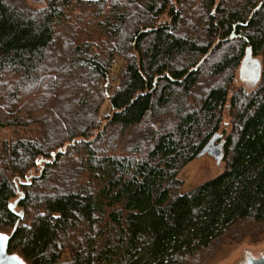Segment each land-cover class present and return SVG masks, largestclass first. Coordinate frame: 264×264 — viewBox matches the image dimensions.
<instances>
[{"label": "trees", "instance_id": "1", "mask_svg": "<svg viewBox=\"0 0 264 264\" xmlns=\"http://www.w3.org/2000/svg\"><path fill=\"white\" fill-rule=\"evenodd\" d=\"M204 153L222 173L182 192ZM246 221L264 225V0H0L9 253L192 264Z\"/></svg>", "mask_w": 264, "mask_h": 264}, {"label": "rangeland", "instance_id": "2", "mask_svg": "<svg viewBox=\"0 0 264 264\" xmlns=\"http://www.w3.org/2000/svg\"><path fill=\"white\" fill-rule=\"evenodd\" d=\"M35 7H43L44 0H30ZM154 124L152 120L146 121ZM2 136L11 137L5 130ZM43 161L39 164L41 165ZM42 167V166H41ZM223 162L217 154H202L199 158L181 170L182 192L192 191L199 185L222 173ZM248 257L264 258V225L252 221L242 222L231 229L224 239L215 243L208 251L201 254L192 264H239Z\"/></svg>", "mask_w": 264, "mask_h": 264}, {"label": "water", "instance_id": "3", "mask_svg": "<svg viewBox=\"0 0 264 264\" xmlns=\"http://www.w3.org/2000/svg\"><path fill=\"white\" fill-rule=\"evenodd\" d=\"M233 38H234V36H232V39ZM250 50L251 49L249 48L247 56H246L245 60L242 63V69H241L242 76H245V74L249 70V66L252 65V60L250 59V56H251V51ZM148 120H151V112L150 111L147 113V115H146V117H145L143 122H146ZM220 160H221V157H219V161ZM14 233H15V230L10 235L0 232V235H4V236L7 237L6 239L0 241V264H27L17 254H11L8 251L9 245H10V241L13 238ZM261 262H264V260H261Z\"/></svg>", "mask_w": 264, "mask_h": 264}, {"label": "flooded vegetation", "instance_id": "4", "mask_svg": "<svg viewBox=\"0 0 264 264\" xmlns=\"http://www.w3.org/2000/svg\"><path fill=\"white\" fill-rule=\"evenodd\" d=\"M261 260H264V258L256 259V258L248 257V259H246L245 262H240L239 264H264V262H261Z\"/></svg>", "mask_w": 264, "mask_h": 264}, {"label": "snow or ice", "instance_id": "5", "mask_svg": "<svg viewBox=\"0 0 264 264\" xmlns=\"http://www.w3.org/2000/svg\"><path fill=\"white\" fill-rule=\"evenodd\" d=\"M6 238H7L6 236H4V235H0V241L4 240V239H6Z\"/></svg>", "mask_w": 264, "mask_h": 264}]
</instances>
